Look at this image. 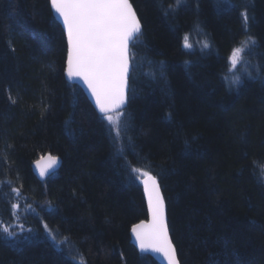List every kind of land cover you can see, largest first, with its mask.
<instances>
[{
    "label": "trees",
    "instance_id": "1",
    "mask_svg": "<svg viewBox=\"0 0 264 264\" xmlns=\"http://www.w3.org/2000/svg\"><path fill=\"white\" fill-rule=\"evenodd\" d=\"M131 1L143 29L116 139L67 79L50 0H0V225L16 234L0 230V264H160L130 237L149 215L132 168L160 181L182 264H264V0ZM48 153L63 164L42 181Z\"/></svg>",
    "mask_w": 264,
    "mask_h": 264
},
{
    "label": "snow or ice",
    "instance_id": "2",
    "mask_svg": "<svg viewBox=\"0 0 264 264\" xmlns=\"http://www.w3.org/2000/svg\"><path fill=\"white\" fill-rule=\"evenodd\" d=\"M50 4L67 33L68 78H80L87 85L100 113L118 139L133 56L130 45L139 43L142 35L141 23L132 4L129 0H50ZM242 16L246 24L247 13ZM255 43V38L251 36L241 41L228 58L229 68H235L244 49ZM185 46H189L186 38ZM238 83V80H233L230 86H238ZM113 112L117 113L115 117ZM47 159L50 163L46 165L36 162L42 177L57 162V158L51 155ZM131 171L142 180L151 215L149 223L140 222L131 229L140 251L158 253L167 264H180L169 236L165 201L156 176L140 168H132ZM259 179L264 182V169ZM12 191L20 194L19 188ZM18 208L19 204H12L13 210ZM45 228L47 230V225ZM0 230L9 236L16 235L7 226L0 225ZM48 231L49 238L55 243H67V238L56 241L55 234ZM69 259L75 258L69 254Z\"/></svg>",
    "mask_w": 264,
    "mask_h": 264
},
{
    "label": "water",
    "instance_id": "3",
    "mask_svg": "<svg viewBox=\"0 0 264 264\" xmlns=\"http://www.w3.org/2000/svg\"><path fill=\"white\" fill-rule=\"evenodd\" d=\"M129 2L132 4V1H131V0H129ZM132 6H133L134 11H135L136 14H137V11H136V9H135V6H134L133 4H132ZM51 8H52V7H51ZM53 13H54L55 18L58 19V21H59V22L61 23V25L63 26L62 20L58 17V15L54 12V10H53ZM137 17H138V19H139V21H140V23H141V27H142V29H143L142 22H141L140 16H138V14H137ZM63 29L65 30L64 26H63ZM65 32H66V30H65ZM66 37H67V33H66ZM130 48H131V45H130ZM66 63H67V61H66ZM66 68H67V66H66ZM65 74H66V76H67V73H66V72H65ZM131 74H132V60H131V68H130V73H129V76H128V82H127V88H126V103H125V105H124L123 110L128 106L127 103H128L129 89H130V82H129V80H130V78H131ZM67 79H68L70 82H72V83H74V84H77V85H79V86L82 88V90L84 91L85 95H88V97H89L91 103L93 104V106H95V108L97 109L98 113H100L98 107H97L96 104H95L94 97H92L90 90L87 88V85L82 81V79H80V78L69 79L68 76H67ZM113 113H116V112H113ZM100 114H101V113H100ZM101 115H102V114H101ZM49 155L56 157V158H57V162H56L55 164H53V166L48 170L47 174L44 175V176L42 177V176H40V174H39V168L36 166V162H37V161H40V164H41V165H46V164L50 163V161H48V159H47V157H48ZM33 164H34V165H33V171H34V174L37 175V177H38L40 180L44 181V180H46L47 177H49L52 173L56 172V171L62 166L63 163H62V158H61L60 156H58V155L55 156V155H53L52 153H48V154H46V156H43L42 158L36 160L35 163H33ZM151 174H152V173H151ZM152 175H153V174H152ZM156 178H157V177H156ZM157 181H158V183L160 184V181L158 180V178H157ZM140 182H142L141 179H140ZM142 185H143V183H142ZM160 188H161V184H160ZM143 189H144V186H143ZM144 192H145V191H144ZM161 193H162V195H163V197H164V192H162V188H161ZM145 197H146V203H148V202H147V196H146V193H145ZM164 201H165V197H164ZM148 214H149V215H148V218H147V219H145V220H141V221L137 222L136 224H139L140 222L149 223V222L151 221V215H150L149 209H148ZM165 217H166V221H167V224H168V214H167V203H166V202H165ZM136 224H135V225H136ZM133 226H134V225H133ZM168 229H169V236H170V239L172 240V243H173V245L175 246L174 241H173V237H172L171 234H170V226H169V225H168ZM130 237H132L131 240H132L133 245H134L137 249H139V247H138V245H137V242H136V240H135L134 234L132 233V231H130ZM175 248H176V251H177V258H178L180 264H182V263H181V260H180V257H179V255H178L177 246H175ZM139 250H140V249H139ZM142 253H145V254H148V255H152V256H153V257H154V258H155L160 264H167V262L163 259V257H162L160 254H158V253H152V252H142Z\"/></svg>",
    "mask_w": 264,
    "mask_h": 264
},
{
    "label": "rangeland",
    "instance_id": "4",
    "mask_svg": "<svg viewBox=\"0 0 264 264\" xmlns=\"http://www.w3.org/2000/svg\"><path fill=\"white\" fill-rule=\"evenodd\" d=\"M241 61L239 62V64L234 68L235 70L238 69V66L240 65Z\"/></svg>",
    "mask_w": 264,
    "mask_h": 264
},
{
    "label": "bare ground",
    "instance_id": "5",
    "mask_svg": "<svg viewBox=\"0 0 264 264\" xmlns=\"http://www.w3.org/2000/svg\"><path fill=\"white\" fill-rule=\"evenodd\" d=\"M35 163V162H34ZM34 165V164H33ZM139 222V221H138ZM135 225V224H134ZM133 226V225H132ZM132 229V228H131Z\"/></svg>",
    "mask_w": 264,
    "mask_h": 264
}]
</instances>
